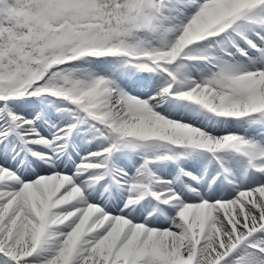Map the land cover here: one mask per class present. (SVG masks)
Here are the masks:
<instances>
[{
    "label": "bare ground",
    "instance_id": "1",
    "mask_svg": "<svg viewBox=\"0 0 264 264\" xmlns=\"http://www.w3.org/2000/svg\"><path fill=\"white\" fill-rule=\"evenodd\" d=\"M16 1H21L20 5L22 6L30 5L31 8L36 7L38 4L40 6L42 3L50 5L48 0H38L39 3L36 2L37 0ZM137 1L138 0H74L69 3H63L59 10H61V16L65 15L64 20L66 21L70 19L75 23L77 20L84 19L87 21L85 25L77 23L78 27L75 31L67 24V27L74 32L79 30L80 27H83L82 30H86L88 27L89 31H95L99 23L116 21V19H119L120 22L127 23L129 20L133 19L136 13L132 10L135 9ZM145 1L149 2V0ZM4 2L6 1H3V3ZM195 2L196 1L193 0H164L161 4L163 14L157 15L159 20L163 22L162 25L158 24V27L166 25L165 23L169 21L167 23V28L171 29L170 32H179L180 29H178V26L174 25V27L172 25L175 21L172 19L164 20V16H171V18L173 17L175 19L181 18L186 12V7L193 6ZM7 5H11L9 1H7L3 7ZM204 6L205 2L199 7L197 12L193 14L194 17L189 18L190 21L185 23L186 25L184 28L186 26L188 27L185 32L187 33L186 35L179 33V35L177 34L178 37H175V39L170 38L174 41L170 48L163 49L166 51L165 53L169 54L172 52V56L173 52L177 54L180 50V45L184 43L187 44L189 41L195 39L198 34H203L206 27H219L227 21V17L246 13V8H250L251 11H254L252 13L264 12V2L257 0H218L214 2L213 6H208L207 10L202 9ZM56 10L58 9L53 8V11ZM0 14L2 13L0 12ZM241 23L244 28L243 32L246 33L248 30V23L245 21L236 22V26ZM87 24L88 26H86ZM149 26L148 18L142 28L147 29L149 35L153 37L156 33L154 30L149 29ZM254 28H259V26L256 25ZM97 32H99V30ZM144 35L148 36V34ZM161 36L163 35H160V37ZM208 37L209 35L199 39L198 42L192 41V43L189 44L191 46L190 48L199 47V41H205ZM157 40L161 41L164 39L160 38ZM204 44L205 50L212 52L214 55L212 58L217 62L216 71L226 70V73L231 75V71L241 70V74L232 75L238 78L236 87L238 91L242 93V96L240 95L237 97V101L236 97H231L230 104L231 107L233 106V108L237 109L236 112L247 110L246 106L259 103L264 99V80L260 82L261 79L258 78L264 77V45L261 53H254L249 56L248 60H244L241 59L238 54H236L235 58L230 59L211 47L209 43ZM248 48L249 45H246V49ZM103 50L104 49L100 48L92 49L91 51L102 52ZM108 56L109 55L102 54L93 57L92 55H81L79 60L100 63L106 61ZM61 58L57 57L56 60ZM49 61L44 65L48 64ZM184 61L178 58L180 68L177 66L175 67L172 62L166 64L167 69L170 70L169 74H163V72L153 66V68L147 67L143 70L129 66L123 68L122 66L113 70L111 73L130 89H137L136 91L139 93L143 92V89L140 87L143 86L141 83L145 80V74L149 77L155 76V79L162 78L165 84H162L163 87L168 86L171 80H173V86H178L180 88H186L188 87L187 85L190 84L188 91L194 90L195 93H198V95H196L199 98L198 100H205L215 108L223 106L224 104L220 98L219 100L212 97L209 98V93L211 91L210 85L207 87L208 84L205 83L197 86V83L190 79L191 75L195 77L203 76L202 73L205 72L204 68H206L207 65L200 60V57H195L193 59L197 64V68L194 69L185 64ZM171 66L173 67L170 69ZM40 70L36 69L32 71L31 74H27L26 77H30L29 79L34 78L37 76L34 72H39ZM129 78H131L133 83H131V85L126 81H131ZM99 79L100 78L97 80L84 81L82 84L70 87L66 86L65 94L77 101L90 99V102H88L90 105L93 103L92 105L94 106H100L103 104L99 99L102 92H104L102 89L104 81L101 84ZM109 81L112 84L114 82L113 80ZM25 83L26 81H22V79H10L9 91L0 88V92L4 94L3 99L0 98V109L4 104L10 102L18 108L20 107L25 112H33L35 114L41 113L42 116L51 117L49 119H51L52 124L50 125L52 126L44 128L45 130L43 131L51 133L53 136L60 135V132H54L56 131L55 127H57L54 124L61 118H67L70 112L68 113L67 111L68 114H62L60 111H56L55 105L57 104H51L52 100L45 102V100H47L46 98L45 100L43 98L39 102L37 99L29 97L16 99L7 96L9 92L12 93L11 88H24ZM38 84L41 85L42 83ZM31 86L34 87V82ZM163 87L160 88L161 94L159 93V97L162 99L164 97ZM207 88L209 90H207ZM31 90L32 88L29 86L28 91ZM125 94L126 95L122 97L123 106L125 104L127 106L131 101L138 106V110H136L134 116L124 115L120 112L116 113V102L114 105L109 102L111 104L109 109H105L104 111L98 110L99 116L104 118L105 123H109L108 118H112L117 125H126L130 129L128 132L137 130L143 136L147 133L165 136L164 134L173 135L177 126L173 122H171L170 125L167 116L162 113L167 115L170 113H177L181 118L189 120L187 129L191 132L189 137H192L189 156L178 157L179 152L177 148L172 144L166 143L163 145V150L164 152H170L175 155L173 161H169L166 156L156 157L146 160V165L152 164L157 170L165 171L166 168L174 166L175 162L180 161L189 163L198 172V175L189 177L192 182L189 184H194L195 190L191 191L187 182L177 177V175H173L172 180H169L167 184L177 189V193L169 194L168 192L173 188L170 189L171 187H167L165 184L162 185L163 190L159 192L161 193L160 196L156 198L149 195L141 197L138 195V190L143 178L141 176H131L127 173L130 178L133 177L131 178L133 181L132 184L126 181L123 187L119 189L114 188L112 190V199L101 198L100 203L95 204L91 201L90 203L88 202L90 209L85 207L84 212L79 213V216H81L79 222H72V224H78L74 228V231H72L70 235H61L60 230L63 227L60 225L70 222L68 217L72 216V219L75 215L74 212L71 214L70 210H64V207H67L68 204L72 202H81L84 199L81 192L88 186L94 188V185L98 184L100 179H96L98 177H90L91 184L93 183V185H88L87 181H84V179L78 180L77 183L69 184L67 178L71 175L65 173L67 163H47L45 161H40L35 156L31 157V159L29 156L24 158L23 156L26 154V151H23V148L18 149L19 145L14 146V150L18 149L16 152H14V150L11 151V141L9 140L6 145L0 146V255L1 251H3L10 254L13 259L15 258V261L19 260L23 264H33L32 256L36 252L34 248L37 247V249L40 250L50 241L56 243L57 240H59L60 245L47 264H142L143 262L144 264H214L216 261H219L218 264H229L230 259L223 258V255L231 249L230 254L236 253L234 257H239L236 262L244 260L245 262L253 264H264V253L244 245H238L237 248H233L243 236L249 233V231L256 228L260 223L264 224V169H253L249 167V164L251 165L249 162L251 158L249 160L244 157L242 158L243 155H255L252 157L253 162H255L254 164L264 162V155H257L264 149V125L251 119L248 120V114L245 112V114L242 113V115L234 118H222L219 115L209 113L207 110H202L192 105L189 101H185L183 106L180 107L181 104L179 101L181 100L175 102L168 97V103L164 102L158 105L156 104V99L158 102L160 100L153 95L145 97L138 95L136 97L130 92H126ZM14 99H16L15 102ZM243 100H246V102ZM238 102L240 103L237 104ZM148 104H151V107L152 105H157V108L153 106L154 109H147L145 105L150 108ZM114 112L117 116H115ZM262 112H264V110ZM192 115L194 120L191 119ZM146 116L150 119L148 123L144 120L148 119ZM154 120L159 124L165 122V125L162 127L153 126L152 123ZM82 121V119H79L74 123V126L71 125L70 128H68L67 138H80L78 126ZM262 121L264 124V118ZM19 123H23V119L21 116H17L15 112L11 113L8 110L7 112H0V127H4L5 130L8 129L9 126L12 127L14 124ZM178 125L183 126L181 121ZM84 130L89 134L90 138L88 137V140L79 141V147H85L89 143L102 145L103 139L100 137L98 138V131L94 129L92 125L87 123ZM237 131L239 135L249 134L251 138L256 139V142L253 143L254 146L248 145L240 140L239 137L234 134V132ZM121 134H123V132ZM39 139L43 140L42 138ZM66 143L68 144V141H62V147L57 151H61L65 148L67 146ZM144 145L148 144L144 142ZM231 145L236 146V148ZM132 146L134 150H128L123 147L116 148V146H113L111 148L113 151L110 150V163L129 165L132 160L137 157L136 153L138 148L136 145H129L131 148ZM103 147L108 149L109 153L108 145H104ZM209 148H213L212 151H209ZM56 152L53 154L52 158L61 156H57ZM18 159L21 161L18 162ZM220 162L231 165L235 170L236 175L232 181L225 179L221 172L216 173L215 168L218 166L220 167ZM6 165H12L14 168L12 166L7 168ZM49 168L52 170L48 172ZM22 172L24 173L21 174ZM140 174L141 173H137L136 175ZM145 180L146 182L148 181L146 175ZM31 181L34 182V184H40V186L35 187L33 183L31 184ZM153 184L157 185L158 183L153 182ZM237 185H239V188H237ZM244 185L249 186L242 188ZM250 185L254 186L250 188ZM68 188H71V196L69 197L64 195L70 192V190L67 191ZM154 192H156V190H154ZM167 195H169L168 198L163 199V197ZM194 195H203L205 199L202 198L200 202L190 201L188 197ZM120 198L124 199V204L120 205L116 203V200ZM156 200H158L157 204L155 203ZM12 202H14L15 207L12 205ZM103 205H105V211L108 210L106 205L108 208L109 205H113L116 208V211L113 213L109 211V213L118 214V216L115 215L116 219L114 222L111 221L108 223L107 221L105 224L103 223L105 222L104 215H106L104 208L101 209ZM8 207L10 209H7ZM154 207L155 210L152 211L151 209ZM172 209L174 213H172ZM161 214L170 221L179 219V222L173 221L169 226H165L167 229L163 231V234L159 233L161 229L160 226L150 221L152 215L155 217ZM187 214L188 218L184 217V215ZM44 218H48V225L40 229L41 219ZM135 219H143L146 223L136 221L134 224ZM102 224L104 225L102 226ZM100 226H102L101 228L108 227L103 231L100 241L95 242L96 245L91 248V250H88L86 242L96 230L98 231L101 229L99 228ZM19 227H22V229H19ZM38 232L40 233V237L37 241ZM193 234L194 238L196 234L200 237V243L196 245V249H193L194 242L191 240ZM257 236H259V238H257ZM257 236L255 237L258 240L264 242L263 234ZM7 238H9L8 241H6ZM48 238L50 239L49 241ZM202 240L204 241L202 242ZM99 248L101 251L100 253L96 252ZM242 251H246L245 255L242 254ZM1 263H3V261L0 260V264Z\"/></svg>",
    "mask_w": 264,
    "mask_h": 264
},
{
    "label": "rangeland",
    "instance_id": "2",
    "mask_svg": "<svg viewBox=\"0 0 264 264\" xmlns=\"http://www.w3.org/2000/svg\"><path fill=\"white\" fill-rule=\"evenodd\" d=\"M3 1H6V2L9 1L11 5H7V6L3 7L6 4V2L3 3ZM3 1H0V12L2 13V14H0V27H2L1 32H0V79H1L0 80V88L6 89L9 91L10 79H17V80L22 79V81H26L24 88L23 87H20V88L18 87L17 89L11 88L12 93L9 92V94L7 96L12 97L15 94L16 99L29 97L32 99H37L38 101L41 98L42 99L44 98V100L46 98L47 100H45V102L52 100L51 104L55 105V103H56L57 106H60L63 104L64 107H61V109H59V111L62 114L67 113V111H68V113L72 112V113L77 114L79 116H83V117H85V120L87 122H91V123L95 124L96 126H98L99 129H101V136H98V138L100 137L103 139V141H102L103 145H108L110 148H112L113 146H116V148L117 147L118 148L123 147V148L128 149V150H134L133 146L131 148V147H129V145L130 146L136 145V147L138 148L137 153H136L137 157L134 160H132V162L129 165L128 164H121V165H112V166H109V163L107 162V160H105V157L108 154H111L110 151H109V153H107L108 149L99 148L98 147L99 145H96V144L89 145L85 148V150L89 151V152L95 151V153L91 156V159L89 160L90 164L92 163L94 165H101V166L103 165L107 169L104 173L101 174L103 181H100V182L101 183L103 182V184L101 186H99L98 188H96V191L90 192L89 187H91V186H88L85 188V190H83L81 192V194L83 196L86 195V196H84V199L81 202H72L71 204H68L67 207L66 206L64 207V210L65 209H67L68 211L70 210L71 214H72V212H74V214H75L72 219H71L72 216L68 218V220H70V222L60 225L61 227H63L60 230L61 235H70L72 233V231H74V228L78 225V224H74V223H76V222L78 223L79 220L81 219V216H79V213L84 212L85 207L86 208L88 207V209H90V206L88 205V202L90 203V199L95 203V202H98L99 198H100V197H97V194L98 195L103 194L104 196L107 195L108 190H107V185L105 184L107 180L110 181L114 186L121 187L124 184V181H123L125 179L124 176H126L127 177L126 179H128V182L130 184H132L131 178H133V177L129 178V175L127 176L126 172H129V174L131 176H132V174L134 175V173H136L138 170H140L142 173L143 165L141 164V159H144L146 157L153 158L156 155H163L164 156L165 154H169L170 152H164V150H163L164 143H168V142L171 143L172 142L173 144H175V146L176 145L181 146L183 143L184 144H186V143L192 144V137H189L191 132L188 131L189 129H187V125H189L188 124L189 120L186 118H181L177 113H170L168 115L165 113H162V114L167 116V119H168V122H170V125H171V122H173L177 126L176 131L174 132L173 135L164 134L165 136H161L159 134L147 133L143 136L137 130H131V132H128V131H130V129L126 125H123V126L117 125L116 122L112 118H108L109 123H107V122L105 123L104 118L99 116L98 110L104 111L105 109H109L110 105H111L109 102H111L112 105H114V103L116 102V107H117V108H115L116 113L120 112L124 115H129V116L133 115L134 116V113L136 112V110H138V106L136 104H134L131 101L132 104H131V102L128 103L130 106L128 104H127V106H126V104L124 106L122 105V97H123V95H126L125 94L126 92L133 93L132 95H134L136 97L138 95L141 97H145V96H149V95H153L154 97H158L160 102H158L157 99H156L157 102L154 101L158 105L166 102L168 97L174 98L175 100H177V99L186 100V101L192 102L196 105L197 104V100H196L197 96L196 95H198V93H195L194 90L188 91L190 84H188L187 85L188 87H186V88H180L178 86H173L172 85L173 80H171L169 82L168 86L163 87V85H165V84L163 83L162 78L155 79V76L149 77L147 74H145V76H144L145 80H143V82L141 83V85H143V86L140 87L143 89V92L139 93L138 91H136L137 89L136 90L130 89L128 86L123 84L122 81H119L111 72L113 70H116V69L122 67V66H123V68L126 66H129V67L139 69V70H143L147 67L148 68L156 67L161 72H163V74H166V73L169 74L170 70L167 69L166 64L172 62L175 65V67L176 66L179 67L178 58H176V57H179V55L178 54L174 55L175 52H173V56H172V54H170V53L169 54L165 53L166 51L162 50L161 48H164V49L170 48V46L172 45V43L174 41L171 39H175V37H178L179 33L180 34L183 33V35L187 34L185 32H186L188 27L186 26L184 28V26L186 25L184 23L189 22L190 21L189 18L194 17L193 14L195 12H197L198 8L201 7L202 4H204V2H205V6L202 9L207 10L208 6H210V7L213 6L214 2L218 1V0H204V1L203 0H193L196 2L194 3L193 6H187L186 7V9H185L186 12L184 13V16L181 18L175 19L173 17L171 18V16L166 15V18L168 20L172 19L176 22L175 23L174 21H172V22H174V23H172V25L178 26V29H180V31L179 32H174V31L170 32L171 29L167 28V26H168L167 23L169 21H167L165 23L166 25H164V26H160V27L156 26L157 28L154 30L156 34L153 37L149 35L147 29L142 28V27H144L145 22L147 21L149 16H153L151 18V21H153L154 24L157 23V24L162 25L163 21H159L157 19V17H155L156 15L154 16V14H157L159 9H161L160 4L164 0H157L160 3L158 6H154L152 3H150V0H149V2H147L145 0H138L137 1L138 3H136V9L132 10L136 13L135 17L133 19L129 20L127 23L126 22H120L119 19H116V21H114V20L108 21L109 23L108 22L99 23L98 26L95 28V31L94 30L89 31L88 27L86 28V30H82L83 27H80L79 30H77L76 32H74V31L78 27L77 23L85 25L87 23V21L84 19L83 20H77L76 23L72 22L71 19L66 21V20H64L65 15L61 16V14H60L61 10H59L62 7L63 3L64 4L69 3V2H72L74 0H51L53 3L57 1L58 4L53 6V4L51 2L50 3L51 6H50L46 3H42V5L40 4V6H39V4H38L34 8H29L30 5H25V6L20 5L21 1H19V2L16 0H3ZM39 1L37 0L36 2L39 3ZM48 1L50 2V0H48ZM199 1H202V2H199ZM200 4H201V6H199ZM13 5H15L19 8H23V9L27 8V9L19 10V11L12 10V11L7 12V9ZM1 7H3V8H1ZM51 8H52V10H51ZM53 8H55V9L57 8L58 10L53 11ZM30 9H32V11H35L34 12L35 17L32 18L33 22L35 23L34 31L32 32V34L39 37L36 39H34L33 37L28 35V34H30L31 27L33 25L31 18H30V12H29ZM155 9H156V11H155ZM43 11L48 12V14L43 13ZM52 12H56V13L52 14ZM49 13H51V14H49ZM47 15H49V16H47ZM238 16H240V15H238ZM262 17H264V15H262L261 18ZM262 19H264V18H262ZM140 21H141V27L137 28V26H139V24H140ZM233 21H234V19L231 18V19L227 20L223 25H221L217 28H209V27L206 28V32L204 34L209 35V37L205 41H199L200 46H202L204 43H211L212 45H214L217 48V44L219 42L222 44H225V41L228 42V39L226 36L228 31H229L231 37H233V36L236 37V38H234V40L236 41L235 43H231V44L228 43L227 44V47L231 51L230 53H233V50L235 49V47H241V46L247 44L248 42L245 40V38H243L237 32V29H235V27L233 25ZM132 23L135 25L134 27L131 25ZM153 23L152 22L149 23L150 24L149 29H154ZM67 24L69 26H71V28L74 31L72 29H70L69 27H67ZM86 26H88V24ZM50 27H52V28H50ZM165 29H167V30H165ZM98 30H99V32H97ZM144 34H148V36L144 35ZM160 35H163V36L160 37ZM201 35L202 34H198L196 36V38L200 37ZM99 38H101V39H99ZM160 38L164 39V40H161L162 43L160 40H157ZM199 39H202V38H199ZM239 39H242V40H239ZM217 41H219V42H217ZM145 44H147V45H145ZM185 46H182V51L188 52V53H184V54H186L187 57H194V54H196V55L200 56L205 61V63L208 64V66H209V69H205L204 70L205 72L202 73L203 76L199 75L202 78L195 77V76L191 75V78H190L191 81L197 83L196 84L197 86L198 85L200 86V85L205 84V83L208 84L207 87H209V85H210L211 91L209 93V98L213 97L212 95L215 96V97H213L215 99L219 100V98H220L222 100V103L224 104L223 106H220V109L223 110V112L226 113L227 115L230 114V110L237 111L236 108H233V106L231 107L230 101L232 99L231 97H236V101H237V99H238L237 97L240 95L242 96L241 91H238V89L236 87V85L238 83V78L236 76H232V75L227 74L226 70H222V71L219 70V72L216 71L217 67H215V71H216L215 72L213 69V66L207 61L206 55L204 54V51H203L204 49H201V50L194 49V51H191V49L189 48V47H191L190 45H187L188 49ZM154 47H155V49H154ZM156 47L158 50L156 49ZM100 48L104 49V50L102 52L91 51L92 49H100ZM250 50H252V44L250 45ZM65 52H68V55H66L60 61H57V62L54 61L52 64L44 65L45 63H47L50 60L49 56H48L49 54L52 53V56H55L56 58L57 57L61 58ZM183 52H180L181 57H179V58L183 57V60H185L187 65L191 66L190 65V63L192 62L191 58L187 59L184 55H182ZM101 54L102 55H109L108 58H106V61H102V62L98 63V62H85V60L84 61L79 60L81 55H86V56L92 55V57H93V56H99ZM224 55L228 56L229 54L224 52ZM44 56H47V57H44ZM238 56L241 59H247L245 54L240 53ZM42 57H43V59L41 60ZM153 61L155 62V64ZM101 64H105V65H101ZM149 66H151V67H149ZM172 67L173 66H171L170 69ZM36 69H39V70L41 69L39 72H37V71L34 72L37 75L36 77L31 78V79H29L30 77H26L27 74H31V72L36 70ZM109 69H110V71H109ZM98 78H100L99 80H100L101 84L104 81V83L102 84L103 85L102 89L104 90V92H102L101 97L99 99V101H102L103 104L100 106H94V105H92L93 103L90 105V103H88V102H90L89 99H83V100H80L79 102H77L76 100L72 99L67 94H65L66 93V86L70 87V86L82 84V83H84V81H90V80H95V79L97 80ZM131 78H132V76H131ZM131 78H129V79L131 80ZM228 78H231V79H228ZM258 78L261 79L260 82H263V80H264L263 76L258 77ZM6 80H8V81H6ZM109 80H113L114 81L113 84ZM126 81H128L129 85H131L132 80L131 81L126 80ZM33 82H34V87L31 86V84ZM38 83H40V84L42 83V84L39 85ZM230 84H232L233 92L231 90ZM29 86H30V88H32L31 91H28ZM35 86H36V88H35ZM161 86L164 88V90H166V91L168 90L166 92V95L164 93V96H165V98H163L164 100L159 97V93L161 94V89H160V88H162ZM119 88H121V89H119ZM168 88H170V89H168ZM207 90H209V89L207 88ZM0 94H1V96L4 97V94L2 92H0ZM228 95H230V96H228ZM199 97H201V96H199ZM53 98H57V99H53ZM138 98L140 100H142L140 97H138ZM16 99H14V102ZM243 101L246 102V100H243ZM61 102H63V103H61ZM262 102H264V99L262 100ZM167 103H168V101H167ZM239 103L240 102H238L237 104H239ZM54 105H53V107H54ZM148 105H150V108H148V106L145 105V107L147 109L152 110V109H154V107L157 108V105H155V106L152 105V107H151V104H148ZM255 105L256 104H253V106H255ZM246 107L248 108V106H246ZM256 107H258V106H256ZM256 107H254V109ZM11 108H13L16 111L21 110V108L20 107L18 108L16 105H12ZM128 108H129V110H128ZM249 109H252V111L254 110L252 107ZM26 113H28V112H26ZM31 113H33V112H30L27 115H30ZM116 113H115V116H117ZM252 113H253L252 117L254 119L259 118V113H257V112H252ZM248 114L249 115L251 114L250 111H248ZM146 117H148V116H146ZM140 118H144V117H140ZM191 119L194 120L193 115L191 116ZM46 120L47 119L44 116H42L41 119L39 118V122L41 124L40 129L42 130L43 133H46L49 135V133L43 131V128L49 124ZM68 120L69 119L61 118L58 121H56L55 126H62L59 130H64L67 127L66 123H68V122H64V121H68ZM144 120L146 123H148L150 121L149 117H148V119H144ZM180 121L183 124V126L178 125V123ZM33 122H36V121L33 120ZM30 123H32V121ZM109 124H112V125H109ZM71 125L74 126V123H72ZM152 125L156 126V127H162L163 125H165V122H162L161 124H159L158 122H155V120H154ZM49 126H51V125H49ZM70 126H69V128H70ZM79 127L83 128L82 126H79ZM122 132H123V134H121ZM65 133L66 132H63V134H65ZM242 136L243 137H247V136L249 137V135H247V134L241 135L240 137H242ZM63 137H64V135H63ZM88 137H87V140H88ZM158 137H159V139H158ZM168 137H171V138H168ZM54 138L55 139L51 138L52 144L59 143L62 139V137H54ZM160 138L163 140V142ZM144 142L147 143L148 145H144ZM161 143H163V144H161ZM30 144L33 146V148L37 146V144H33V143H30ZM231 146L236 148V146H233V145H231ZM57 147L60 148V146H57ZM176 147H178V146H176ZM179 149H181V148H179ZM182 150L183 149H181V151ZM111 151H113V150L111 149ZM185 151L186 152L189 151V148H186ZM259 153L264 155V150H261V152H259ZM169 155H167V157ZM87 157L90 158V156H87ZM87 157H83L82 159H86ZM108 157H109V155H108ZM78 159H80V158L76 157L75 161L78 162ZM78 163H81V162H78ZM263 165H264V163L260 164V166H263ZM11 166L12 165H6L7 168H10ZM182 168H185V169H182ZM76 170L79 171L80 175H81V171L87 172L85 169L81 170L80 166H78V165H74L73 163L70 164L68 166V169L66 170L67 173L71 174V176L69 178H67L69 180L68 181L69 184H73L75 182L76 183L78 182L76 180L79 179V175L75 174L78 172L73 173V171H76ZM148 172L153 173L154 171L150 169V170H148ZM23 173L24 172H22L21 174H23ZM107 173L110 176V178L107 177V175H106ZM173 173H176L179 177H181L182 179L183 178L185 179V178H189L187 175H196L198 172L190 164H184V165L182 164V167H180V166L179 167H175V166L173 167L172 166L169 174L167 172L165 173V174H168L165 177H160L157 173L156 174L154 173L153 178L159 180L160 182H165L163 180V178L169 179V178H171V175ZM93 175H95V174H93ZM82 176L85 178V177H88L89 174H84ZM91 178H93V177H91ZM84 181H87L88 185H93V183L91 184L90 178L84 179ZM32 183L34 184V182L31 181V184ZM34 186L39 187L40 184L38 185L35 183ZM192 186H194V185H192ZM65 187H68V186H65ZM70 189L68 188L67 191H69ZM140 189H141L140 191H143L142 190L143 187H141ZM85 192H86V194H85ZM64 195L65 196L67 195L68 197L71 196V190H70V192H68L67 194H64ZM85 197H87L88 199L85 200ZM193 198H195V197H193ZM12 205H14V202H12ZM77 206H78V208H77ZM14 207H15V205H14ZM7 209H10V208L8 207ZM101 209H103V208H101ZM109 211L115 212L116 210L115 209H109ZM172 213H174L173 209H172ZM115 215H117V214L109 213V214L104 215L105 216V219H104L105 222H103V223L105 224L107 221H108V223L111 221L114 222V220L116 219ZM165 220H166V222H165ZM136 221L146 223L145 221H143V219H139V220L135 219L134 223ZM150 221L152 223L159 225L161 228L159 233L163 234V231L167 229V227L165 228V226H169L173 221L179 222V219H175L173 221H170L169 219H167L165 216H163L161 214V215H158L155 217L152 215V217L150 218ZM72 222H74V223L72 224ZM104 224H102V226ZM102 226H100L99 228H101ZM107 227L108 226L101 228L98 231L96 230V232H94L90 236V238L86 242V244H87L86 247L88 250H91V248H93L96 245L95 242L100 241V237H101L103 231H105V229ZM19 229H22V227L21 228L19 227ZM17 234H16V236H17ZM261 234H255V236L261 235ZM257 238H259V236H257ZM8 240L9 239H6V241H8ZM49 240L50 239L48 238V241ZM59 245H60V242H59V240H57L56 243L50 241L46 246H44L42 248L39 247L41 249L38 251L36 250V252L32 256L33 264H47L51 260L53 255L56 253ZM96 252L100 253L101 252L100 248L97 249ZM245 253H246V251H242L243 255H245ZM0 257H1L0 260L3 261V263H1V264H23L19 260L15 261V258L13 259V257L10 254L8 255L5 252H1ZM239 264H253V263L245 262L243 260V261L239 262Z\"/></svg>",
    "mask_w": 264,
    "mask_h": 264
}]
</instances>
